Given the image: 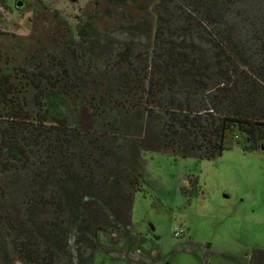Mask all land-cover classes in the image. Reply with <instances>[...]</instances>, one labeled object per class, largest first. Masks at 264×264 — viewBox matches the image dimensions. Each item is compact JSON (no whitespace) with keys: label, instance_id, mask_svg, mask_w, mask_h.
Here are the masks:
<instances>
[{"label":"trees","instance_id":"16d2710c","mask_svg":"<svg viewBox=\"0 0 264 264\" xmlns=\"http://www.w3.org/2000/svg\"><path fill=\"white\" fill-rule=\"evenodd\" d=\"M16 1L30 29L0 30V264H153L101 236L130 233L141 153L264 146V0H89L74 28ZM179 249L208 264V243Z\"/></svg>","mask_w":264,"mask_h":264},{"label":"rangeland","instance_id":"374dc122","mask_svg":"<svg viewBox=\"0 0 264 264\" xmlns=\"http://www.w3.org/2000/svg\"><path fill=\"white\" fill-rule=\"evenodd\" d=\"M42 1L74 28L89 0ZM9 7L0 30L27 34L30 25L28 15L20 12L21 3L14 0ZM138 170L140 191L132 202L130 233L121 240L103 235L104 245L131 244L153 264H201L199 249H179L188 241L210 245L208 264H244L253 249L264 250V146L253 153L233 146L201 161L143 152ZM187 179L197 183V196L189 203L179 192L180 186L189 189ZM177 230L182 233L175 237ZM92 264L131 263L96 252Z\"/></svg>","mask_w":264,"mask_h":264},{"label":"crops","instance_id":"0c3cea01","mask_svg":"<svg viewBox=\"0 0 264 264\" xmlns=\"http://www.w3.org/2000/svg\"><path fill=\"white\" fill-rule=\"evenodd\" d=\"M220 257L223 258V257H226V256L222 254V255H220ZM244 258H245V261H243V263L246 264V262H247V260H248V256L245 255Z\"/></svg>","mask_w":264,"mask_h":264},{"label":"built area","instance_id":"2783aa9c","mask_svg":"<svg viewBox=\"0 0 264 264\" xmlns=\"http://www.w3.org/2000/svg\"><path fill=\"white\" fill-rule=\"evenodd\" d=\"M181 233H182V232H181L180 230H177L176 232H174V236H175V237H178V236H180Z\"/></svg>","mask_w":264,"mask_h":264}]
</instances>
